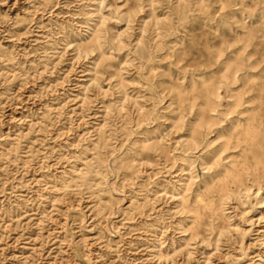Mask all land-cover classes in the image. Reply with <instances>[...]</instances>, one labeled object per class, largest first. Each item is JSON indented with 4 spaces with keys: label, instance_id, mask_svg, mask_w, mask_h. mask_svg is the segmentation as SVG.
<instances>
[{
    "label": "rangeland",
    "instance_id": "374dc122",
    "mask_svg": "<svg viewBox=\"0 0 264 264\" xmlns=\"http://www.w3.org/2000/svg\"><path fill=\"white\" fill-rule=\"evenodd\" d=\"M263 167L264 0H0V264H264Z\"/></svg>",
    "mask_w": 264,
    "mask_h": 264
},
{
    "label": "bare ground",
    "instance_id": "6f19581e",
    "mask_svg": "<svg viewBox=\"0 0 264 264\" xmlns=\"http://www.w3.org/2000/svg\"><path fill=\"white\" fill-rule=\"evenodd\" d=\"M251 124H250V131H249V134H248V137L251 139L252 142H254L257 138L256 136V132L255 131H252L253 129L257 128V118L255 115H252L251 116ZM256 145V143H255ZM254 144H252V146L255 147ZM224 146H227V144H225ZM255 159V165L257 164V161H256V158L254 157ZM256 168V167H254ZM209 169V167H208ZM240 175V170L237 168V169H232L231 171H228L227 172V177L228 178H232V179H237ZM250 176H251V179L252 181H256V180H261V184H258L257 186V189L260 190L261 187L263 186L264 187V167L260 170V171H252L250 173ZM257 190V192H258ZM207 191H209V189H207Z\"/></svg>",
    "mask_w": 264,
    "mask_h": 264
}]
</instances>
